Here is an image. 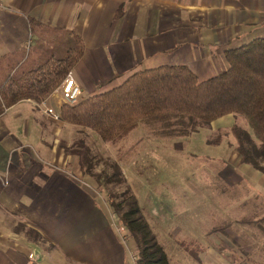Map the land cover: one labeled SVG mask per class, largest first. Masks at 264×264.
Segmentation results:
<instances>
[{
	"label": "crops",
	"instance_id": "0c3cea01",
	"mask_svg": "<svg viewBox=\"0 0 264 264\" xmlns=\"http://www.w3.org/2000/svg\"><path fill=\"white\" fill-rule=\"evenodd\" d=\"M31 19L81 36L84 54L71 71L81 100L146 68L186 64L201 81L219 74L228 67L227 50L264 37V0H0V66L27 56L37 38ZM62 100L56 92L42 102L22 100L0 116V264H131L121 222L79 156L68 152L79 139L92 151L109 148L60 118ZM234 124L252 132L234 114L206 129L210 139L219 131L224 137ZM232 145L220 177L237 185L251 177L250 200L261 208L254 219H263L264 173L241 163L237 142ZM213 235L214 242L205 239L203 264H264L257 255L223 253L227 235L207 237ZM236 241L231 244L239 247ZM263 245L255 239L254 246ZM244 251L247 258L256 250Z\"/></svg>",
	"mask_w": 264,
	"mask_h": 264
},
{
	"label": "trees",
	"instance_id": "16d2710c",
	"mask_svg": "<svg viewBox=\"0 0 264 264\" xmlns=\"http://www.w3.org/2000/svg\"><path fill=\"white\" fill-rule=\"evenodd\" d=\"M30 22L37 38L27 56L0 66V116L22 100L42 102L49 98L84 54V42L74 31L49 27L35 19ZM225 58L228 67L204 81L186 64L136 71L117 87L75 104L65 103L60 118L92 130L105 142H114L146 119L166 118L163 133L186 136L210 127L227 114L243 116L252 132L234 124L231 132L236 150L241 163L264 173V37L227 50ZM222 138L218 134L209 141L221 142ZM68 152L79 156L84 171L95 176L99 186L124 181L118 165L112 174L94 171L97 157L83 139L75 141ZM110 195L115 197L111 202L113 214L127 228V243L136 254L135 264H171L137 197L127 189ZM263 221L246 218L239 222L262 226ZM231 225L216 226L208 235H227ZM197 261L203 264L201 259Z\"/></svg>",
	"mask_w": 264,
	"mask_h": 264
},
{
	"label": "rangeland",
	"instance_id": "374dc122",
	"mask_svg": "<svg viewBox=\"0 0 264 264\" xmlns=\"http://www.w3.org/2000/svg\"><path fill=\"white\" fill-rule=\"evenodd\" d=\"M164 121L166 118L146 119L127 136L114 142H105L91 130L109 148L104 152L93 148L99 161L94 171L112 174L118 165L125 177L121 184H102L101 187L92 176L91 183L95 187L98 185V192L110 207L115 198L110 193L121 194L127 189L137 197L171 264H199L197 259L203 257L205 239L210 242L217 239L214 235L208 238V232L231 222L223 253L235 252L244 260L256 255L264 259V252H261L264 245L254 246L256 238L264 242V229L259 226L257 230L256 223L239 222L240 219H254L261 209L250 200L252 192L246 183H250L251 177L248 181L244 177V181L237 182H241L239 185L228 184L223 176L220 177L219 170L230 164L232 144L236 142L232 132L224 135L221 142H210L208 127L186 136L167 134L163 133L167 127ZM233 168L235 172L238 170ZM232 238L237 240L239 247L232 245ZM253 249L255 253L245 258L244 250L248 253Z\"/></svg>",
	"mask_w": 264,
	"mask_h": 264
},
{
	"label": "built area",
	"instance_id": "2783aa9c",
	"mask_svg": "<svg viewBox=\"0 0 264 264\" xmlns=\"http://www.w3.org/2000/svg\"><path fill=\"white\" fill-rule=\"evenodd\" d=\"M81 90H82L81 84L76 80V78L70 72L67 75L64 82L61 84V86L58 87V89L55 92L56 93L60 92L62 94V97L65 103L75 104L80 100ZM118 229L123 234L127 233V228L122 223H119ZM33 257H34V254L31 253L30 258L33 259ZM131 257L135 264L136 254L134 252H131Z\"/></svg>",
	"mask_w": 264,
	"mask_h": 264
}]
</instances>
